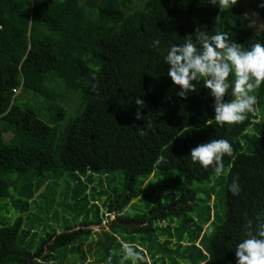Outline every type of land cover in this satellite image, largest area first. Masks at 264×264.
Here are the masks:
<instances>
[{"label":"trees","instance_id":"obj_1","mask_svg":"<svg viewBox=\"0 0 264 264\" xmlns=\"http://www.w3.org/2000/svg\"><path fill=\"white\" fill-rule=\"evenodd\" d=\"M261 4L237 0L221 10L209 0H0V198H11L21 213L0 224V264H133L123 258L122 243L143 258L136 264H236L247 220L255 229L256 215L264 213V84L251 93L256 104L245 121L220 126L211 90L195 81L197 91L179 97L164 57L189 36L199 48L197 29L227 33L246 50L264 44V32L252 30L247 15L253 9L264 17ZM56 79L65 94L81 99L65 126L64 108L50 115V124L37 102H21L14 92L56 101L63 97ZM231 99L230 88L225 101ZM137 110L143 119H136ZM211 139H226L234 150L223 158L219 177L214 166L205 169L190 156ZM159 156L167 163L157 165ZM13 173L21 183L11 181ZM117 173L122 188L114 190ZM65 175L61 213L75 224L66 219L63 231L38 240L34 211L39 207L51 219L59 213L56 200L40 205L49 189L40 191ZM152 176L164 182L155 203L134 220L144 224L132 229L122 222L132 221L124 211L145 196ZM97 177L98 186L91 187ZM234 178L239 195L229 191ZM113 213L109 230L95 233L91 226Z\"/></svg>","mask_w":264,"mask_h":264},{"label":"clouds","instance_id":"obj_2","mask_svg":"<svg viewBox=\"0 0 264 264\" xmlns=\"http://www.w3.org/2000/svg\"><path fill=\"white\" fill-rule=\"evenodd\" d=\"M209 3L219 6L221 10L227 9L237 3V0H209ZM264 7V4L259 5ZM197 42L200 47L192 42L191 37L183 45H172L164 57L169 66L167 75L174 85L181 89L177 95L187 98L190 92H196L195 81H203L204 87L211 90L215 98L214 120L220 126L233 125L246 120L248 113L254 111L256 96L251 94L264 84V44L255 43L250 49H244L241 44L230 42L227 33L208 35L196 30ZM159 40L153 42L158 46ZM234 76L233 80H229ZM231 88L233 99L225 101V96ZM139 108H143L144 101L139 97L135 99ZM136 119H143L137 110ZM210 125V121L208 122ZM150 126V125H149ZM139 135H145L143 129H138ZM233 157L232 144L226 139H211L201 143L191 150V160L198 162L207 169L214 166L216 176L224 172L223 158ZM157 165L167 163L164 156H159ZM233 195H239L240 186L238 178H234L229 185ZM264 213L255 217L257 223L253 229V221L247 220L246 238L239 242L235 248L236 264H264ZM123 258L136 264L138 259H143L134 251V245L122 243ZM115 253L113 252V255ZM111 256L109 257V261Z\"/></svg>","mask_w":264,"mask_h":264},{"label":"rangeland","instance_id":"obj_3","mask_svg":"<svg viewBox=\"0 0 264 264\" xmlns=\"http://www.w3.org/2000/svg\"><path fill=\"white\" fill-rule=\"evenodd\" d=\"M247 15L250 18L251 22H250V26L252 28V30L254 31H258V32H264V17H261L260 15H258L253 9H248L247 10ZM57 82H59L57 85L53 86L55 87L56 92L60 95L63 96L62 98L56 100V101H52V102H47L44 99L39 98L38 96H36L35 94L28 92V91H19L16 95V97H19V100L21 102L25 101V98H30V100L37 102L39 106H37L39 109L42 110V112L44 113L45 116H41V118L46 121L47 123H50V120L48 119L50 117V115L55 112V114H58L56 109L59 107H62L65 109L66 115H65V119L64 121L61 123L62 126H65L70 120H72V118L76 115L77 111L79 110V107L81 106V99L79 97L78 94L75 93H70V94H65L64 91V86L63 83L59 80H55ZM64 99V100H63ZM11 135H7L6 138L9 140ZM67 177H69L68 175H65L63 178L57 180V179H51L48 181L47 185H45L42 190L40 191L41 193L45 192V190L49 191L46 194V197H43L39 202L41 203V206H45L47 203L56 200L55 202V208H57L56 210L59 211V213H57V216L54 217L56 214L54 212H52L50 215L54 217V219H51L50 217H46L44 212L38 207L36 209V211H34V213L32 214L33 219L36 220V225H35V229L34 232L37 233V239L40 240L43 236H46L48 232H54L56 231L57 233H59L60 231H63V228L66 225L67 220L69 219L73 224H75V219L72 215H70L68 212H62L63 206L62 203L65 202L66 198L61 195L66 191L68 182H66ZM121 174L117 173L115 176H113V185L112 188L115 190L117 188H122V178H121ZM99 177H97V180H95L93 183L90 184L91 187L94 186H98V182H99ZM11 181L16 182L20 180L19 174L18 173H13L10 176ZM84 180H86V177L83 178ZM151 183H147L144 187V190L142 192H145V196L142 197L140 196V198L135 199L130 206H128L126 208V210L124 211V214L126 217H128L129 219H131L132 221H128L125 219H122V222H124V224L126 225H130V227L132 229H134V227H138L137 225H141L144 223H140L142 220H136V218H141L147 211L149 206L151 203L154 204L158 194H155V192L158 193L159 189V185L162 184L164 181L163 179H160L158 181H153L156 180L157 178L155 176H152L151 178ZM217 178L214 177L212 178V183H216L217 182ZM21 183V181H19ZM50 184V186L48 185ZM199 183H194V185H198ZM205 185H209V184H205ZM100 190V189H99ZM16 187L12 186L9 190V196L14 197L16 194ZM166 194V193H165ZM114 197H116V194L114 195ZM105 199V198H103ZM214 200V199H213ZM12 199L11 198H0V224L8 219L11 222H14V220L16 219V217L18 215H21V213L17 214L15 213V209L12 207L11 204ZM7 202V203H6ZM214 201H212L211 204H213ZM99 204L101 206H103L102 201H99ZM62 206V207H61ZM7 207L8 211L4 208ZM224 209V207H223ZM223 209H221V207L219 208V212L221 214H223ZM31 213V212H30ZM28 215L25 214V217ZM106 215V214H105ZM27 219V218H26ZM59 219V221H58ZM116 219V215L113 214H108L107 216H105L104 221L102 223V225H93L91 226V228L93 229V231L95 233H99L100 231H102V229H107L109 230V226L111 224V222L113 220ZM28 220V219H27ZM41 220H44V225L39 224V222H42ZM216 220V217H214L213 221ZM149 219L145 220V223H148ZM217 223V220H216ZM159 224V223H157ZM163 226H165L167 223L163 222L160 223ZM212 226V224H211ZM30 227V224L25 223L24 228ZM47 230V231H46ZM139 242V238L137 240ZM140 244V243H138ZM149 263H151V260L148 259Z\"/></svg>","mask_w":264,"mask_h":264},{"label":"built area","instance_id":"obj_4","mask_svg":"<svg viewBox=\"0 0 264 264\" xmlns=\"http://www.w3.org/2000/svg\"><path fill=\"white\" fill-rule=\"evenodd\" d=\"M20 90L18 89H14V92L17 94Z\"/></svg>","mask_w":264,"mask_h":264}]
</instances>
